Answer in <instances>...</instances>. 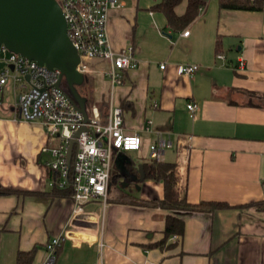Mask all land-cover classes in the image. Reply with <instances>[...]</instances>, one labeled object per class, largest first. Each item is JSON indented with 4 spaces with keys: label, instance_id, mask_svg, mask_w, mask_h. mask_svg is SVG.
Returning a JSON list of instances; mask_svg holds the SVG:
<instances>
[{
    "label": "crops",
    "instance_id": "obj_1",
    "mask_svg": "<svg viewBox=\"0 0 264 264\" xmlns=\"http://www.w3.org/2000/svg\"><path fill=\"white\" fill-rule=\"evenodd\" d=\"M120 1L108 13L109 40L115 50L130 46L137 65L111 84L104 63L98 68L100 61L90 60L92 95L80 87L79 95L85 109L95 105L103 119L119 106L123 130L137 131L140 147L116 151L110 178L116 169L119 188L109 178L105 201L90 198L72 215L70 193L60 186L52 192L48 182L43 127L13 119V99L6 97L0 105V184L9 191L0 193V264L37 263L55 234L62 238L54 264H262L264 203L257 202L264 197V9L220 8L218 0H206L190 23L175 29L153 4ZM176 6L177 14L185 9ZM181 63L199 66L187 75L178 71ZM188 101L198 103L193 116ZM160 136L170 146L158 159L174 162L187 200L229 204L174 210L183 231L162 246L153 242L163 235L168 209L132 202L163 195L162 181L139 179L137 166L153 158L141 151Z\"/></svg>",
    "mask_w": 264,
    "mask_h": 264
},
{
    "label": "built area",
    "instance_id": "obj_2",
    "mask_svg": "<svg viewBox=\"0 0 264 264\" xmlns=\"http://www.w3.org/2000/svg\"><path fill=\"white\" fill-rule=\"evenodd\" d=\"M56 1L65 20L69 45L77 54L76 70L87 74L91 70L86 66L87 62L99 60L105 65L102 72L110 83H120L124 72L137 65L130 46L115 50L109 40L108 13L110 9L120 7L121 1ZM187 33L188 29L181 31L182 35ZM216 56L223 57L220 53ZM0 64V105L4 91L8 89L13 98V119L38 121L43 127L48 142L40 152L46 156L44 164L56 173V176H49L48 182L51 186H70L72 215L82 211L85 201L90 198L100 196L105 201L113 154L137 150L141 144L137 131L123 130L121 108L111 107L103 119L97 107L90 105L85 109L84 118L77 104L65 92L58 67H47L45 63L22 55L4 43H0ZM163 66V62L159 63L160 68ZM198 66L197 63H181L177 68L180 73L192 75ZM242 66L239 58L238 68ZM186 107L193 116L198 103L188 101ZM150 123L148 119L145 128ZM76 130L79 132L73 136ZM71 138L74 140L68 162L66 151ZM169 146L170 140L160 136L150 144L149 156L158 159ZM61 238V234L50 236L44 243L43 257L35 264H54L55 248Z\"/></svg>",
    "mask_w": 264,
    "mask_h": 264
},
{
    "label": "water",
    "instance_id": "obj_3",
    "mask_svg": "<svg viewBox=\"0 0 264 264\" xmlns=\"http://www.w3.org/2000/svg\"><path fill=\"white\" fill-rule=\"evenodd\" d=\"M0 43L47 67H58L66 83L65 92L86 118L84 100L75 88L80 75L75 68L77 54L69 45L65 20L56 0H0ZM73 140L70 139L66 151L68 162ZM137 166L138 177L142 179V162Z\"/></svg>",
    "mask_w": 264,
    "mask_h": 264
},
{
    "label": "trees",
    "instance_id": "obj_4",
    "mask_svg": "<svg viewBox=\"0 0 264 264\" xmlns=\"http://www.w3.org/2000/svg\"><path fill=\"white\" fill-rule=\"evenodd\" d=\"M181 1L182 0H158L151 6V8L161 11L164 14L169 26L179 29L190 23L198 14L199 9L206 2V0H185L184 11L181 14H177L174 8ZM218 5L220 8L262 10L264 9V0H218ZM31 55H33V52H31ZM77 84H79L78 80L75 83L76 90ZM77 92L79 93L78 90ZM46 167L48 169L47 171L49 176H56L55 171L48 166ZM131 168L134 171L137 170L136 166H132ZM143 172L145 177L160 179L163 183V195L160 198L132 199V202L135 201L137 203L156 204L168 209V212L164 214L163 235L153 242L159 246L163 245L171 233L180 235L183 231V218L174 210H211L216 207H225L229 205L227 202L220 200H199L197 202L187 200L185 193L177 185V177L173 161L149 158L143 162ZM135 173H137V171ZM52 186V192L58 191L54 190V187H57L56 184H53ZM69 187V185L61 186L60 188L62 190L60 192L69 194ZM6 191H9L8 188L0 184V193ZM257 203H264V197ZM17 258H21L20 251L17 253Z\"/></svg>",
    "mask_w": 264,
    "mask_h": 264
},
{
    "label": "rangeland",
    "instance_id": "obj_5",
    "mask_svg": "<svg viewBox=\"0 0 264 264\" xmlns=\"http://www.w3.org/2000/svg\"><path fill=\"white\" fill-rule=\"evenodd\" d=\"M127 2H130V3H132L133 1L135 2V1H137V2H139L140 4H154L155 2H157L158 0H126ZM185 6V0H182L176 7V9L177 10H180V8L181 7H184ZM165 33H167L165 30H163ZM98 62V61H97ZM71 65V64H70ZM86 66L88 67V68H92L93 66H94V64H92L90 61L89 62H87V64H86ZM103 64L100 62V65L98 64V68H103ZM78 81H79V84H77L76 85V87H77V90L79 91V87L81 88V91H84V92H86L87 93V97L89 98L91 95H92V87H93V82H92V80L90 79V76L89 75H87V74H85V75H80L79 76V78H78ZM95 93V92H94ZM11 96V94H9L8 93V89H6L5 91H4V99H3V102H6L5 100H6V97H8L9 99V101H12V96ZM0 110H1V107H0ZM1 112V111H0ZM0 116H3V114L2 113H0ZM145 152L146 154L148 153V148L147 149H145V150H142L141 152ZM137 154H139V152L138 153H135V156L137 155ZM125 180H127V179H125ZM110 185H112V186H114V187H116V188H119V185H120V176L118 175V173H117V170L116 169H114L113 171H112V173H111V178H110Z\"/></svg>",
    "mask_w": 264,
    "mask_h": 264
},
{
    "label": "flooded vegetation",
    "instance_id": "obj_6",
    "mask_svg": "<svg viewBox=\"0 0 264 264\" xmlns=\"http://www.w3.org/2000/svg\"><path fill=\"white\" fill-rule=\"evenodd\" d=\"M72 80H76V78L74 79V77L71 78ZM77 80H78V77H77ZM63 82H64V86H65V80H64V77H63Z\"/></svg>",
    "mask_w": 264,
    "mask_h": 264
}]
</instances>
